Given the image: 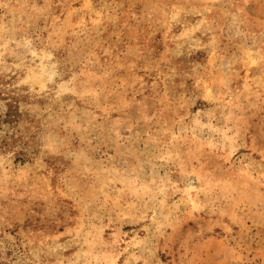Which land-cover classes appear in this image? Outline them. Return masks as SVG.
<instances>
[{
    "label": "rangeland",
    "instance_id": "rangeland-1",
    "mask_svg": "<svg viewBox=\"0 0 264 264\" xmlns=\"http://www.w3.org/2000/svg\"><path fill=\"white\" fill-rule=\"evenodd\" d=\"M11 103L0 264H264V0H0Z\"/></svg>",
    "mask_w": 264,
    "mask_h": 264
},
{
    "label": "trees",
    "instance_id": "trees-1",
    "mask_svg": "<svg viewBox=\"0 0 264 264\" xmlns=\"http://www.w3.org/2000/svg\"><path fill=\"white\" fill-rule=\"evenodd\" d=\"M15 109V110H14ZM18 106H14L12 103L9 105V109L6 111V113L0 114V125L2 122H12L15 119L18 120V116L20 115L19 111L17 110ZM17 118V119H16ZM4 146L8 145V141L3 140L2 141Z\"/></svg>",
    "mask_w": 264,
    "mask_h": 264
}]
</instances>
